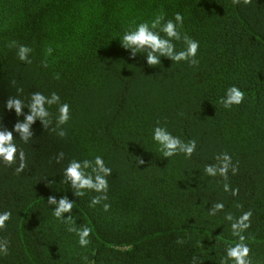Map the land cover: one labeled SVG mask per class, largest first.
I'll return each instance as SVG.
<instances>
[{
    "label": "trees",
    "instance_id": "1",
    "mask_svg": "<svg viewBox=\"0 0 264 264\" xmlns=\"http://www.w3.org/2000/svg\"><path fill=\"white\" fill-rule=\"evenodd\" d=\"M161 9L184 15L182 31L200 42L197 66L169 58L149 66L122 46L124 31ZM12 40L33 49L32 63L18 59ZM232 85L245 100L225 109ZM52 92L71 106L67 135L59 136L54 105L51 122L37 118L26 143L14 133L24 171L16 172L18 159L0 160V213H12L0 228L8 243L0 264H192L194 256L221 264L236 239L224 215L249 210L250 259L264 264V0H0V129L25 122L34 93ZM15 98L23 115L7 108ZM158 120L197 141L190 159L158 153ZM224 152L236 174L207 176L205 165ZM96 155L112 168L107 212L89 207L97 193L77 196L64 176L71 160ZM225 182L238 194L225 192ZM50 197L77 205L64 216L93 229L87 248L53 217ZM216 202L225 209L210 216Z\"/></svg>",
    "mask_w": 264,
    "mask_h": 264
},
{
    "label": "clouds",
    "instance_id": "2",
    "mask_svg": "<svg viewBox=\"0 0 264 264\" xmlns=\"http://www.w3.org/2000/svg\"><path fill=\"white\" fill-rule=\"evenodd\" d=\"M248 2V0H245ZM185 17L181 12H175L172 18L167 17V13L161 9L149 20L142 21L124 31L119 40L122 46L131 51L133 57L141 54L146 59L149 66H160L162 58H169L173 63L187 62L191 66H197L199 60L197 58L200 49V42L186 32H183ZM183 43L181 49L177 48V43ZM7 46L16 49V55L20 61L27 64L32 63L30 55L33 49L26 44H19L17 41H9ZM53 49L49 47L47 54L51 55ZM47 67V63H44ZM245 92L240 87L232 85L225 91L221 98V103L225 109H231L234 105H240L245 100ZM50 97V98H49ZM57 106V115L55 122L60 128L59 136L65 137L67 131L63 128L71 119V106L68 103L62 102L58 93L52 92L50 95L34 93L31 97V103L28 107L31 114L26 116L25 122H18L14 129H0V160L13 164L19 160V166L16 172L19 174L24 171L27 166L26 156L17 143L14 133H20L22 140L26 143L32 135L31 126L33 122L40 118L45 125L52 120L50 109L52 106ZM25 102L22 99L15 98L7 101V108L14 109L17 115L24 114ZM151 139L156 145L158 153L163 158L169 160L180 154L187 158H191L197 149V141L195 139L183 140L180 136L174 135L169 130L167 123L157 121L151 129ZM63 153L59 154V159H63ZM217 164H207L204 167V173L209 177H223L228 180V173L231 170L235 175L238 171L237 167L232 162V157L227 152L217 155ZM142 159L138 160V164H143ZM112 174V168L109 167L105 159L96 155L93 159L71 160L64 168V176L66 182H70L72 187L76 189V195L84 197L90 192H95L97 195L91 197L89 207L101 205L105 212L111 208L108 201L109 180L108 177ZM225 192H231L233 196L239 192L238 188H233L229 183L223 185ZM48 204L55 205L51 209L53 217L65 225L66 231L73 233L77 238V243L81 248H87L91 243L90 236L93 229L88 226L77 225L72 215L65 218V213H72L77 207L74 202L67 197L61 198L59 201L55 197H50ZM225 204L216 202L209 209L210 216H216L217 213L223 212ZM252 211L242 212L239 216H234L232 213H226L224 219L230 222L231 234L236 239L225 250L221 264H252L250 259L251 249L246 242L244 233L251 226ZM11 211L0 213V228H3L7 221L11 218ZM182 243V241H180ZM0 253H8L7 241H0ZM198 257H193L192 264H198Z\"/></svg>",
    "mask_w": 264,
    "mask_h": 264
}]
</instances>
